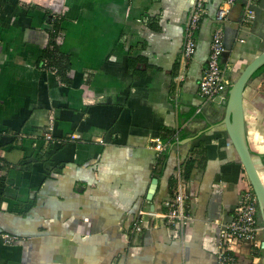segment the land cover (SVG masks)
<instances>
[{
	"label": "crops",
	"instance_id": "1",
	"mask_svg": "<svg viewBox=\"0 0 264 264\" xmlns=\"http://www.w3.org/2000/svg\"><path fill=\"white\" fill-rule=\"evenodd\" d=\"M222 1L206 0L185 61L190 0H0V231L15 237L0 242V264H217L219 226L247 179L224 126L209 125L215 103L197 92ZM243 1L223 21L229 85L264 50V0L248 23ZM52 44L60 73L41 66ZM243 109L261 176L264 70L245 85ZM175 135L155 169L154 141ZM178 168L182 231L161 216ZM257 238L234 247L240 264H264L263 228Z\"/></svg>",
	"mask_w": 264,
	"mask_h": 264
},
{
	"label": "built area",
	"instance_id": "2",
	"mask_svg": "<svg viewBox=\"0 0 264 264\" xmlns=\"http://www.w3.org/2000/svg\"><path fill=\"white\" fill-rule=\"evenodd\" d=\"M235 1L223 0L215 13V23L211 33L209 52L199 77L197 88V92L204 104L214 103L216 98H219V100L226 98L229 84L224 78V70L220 65V57L225 50L223 42V21L229 7ZM258 1H243L241 23H248L255 18L252 6ZM205 2L206 0H190L181 47V58L185 61L193 55L196 45V32L203 15L206 13ZM42 66L51 70L53 73L57 71L55 67L48 65V59L46 57L42 59ZM47 138L50 139L51 136L48 134ZM172 140L175 142V145L178 144V136L175 135ZM169 142H163L161 140L154 141L152 147L155 150L156 156V161L153 166L155 169L160 168V162ZM187 185L188 180L183 176L182 170L178 168L171 194L163 200L165 210L161 216L164 218V224L180 231H182L183 227L190 220L188 213L189 195L186 191ZM142 227L143 223L140 217L134 221L131 231L139 232ZM262 228L263 225L259 217L257 198L247 178L245 185L238 194L232 217L219 226L215 250L217 264H240L237 260L234 247L241 244L259 246L260 243L257 236ZM14 239L15 237L13 235L0 231L1 243H11Z\"/></svg>",
	"mask_w": 264,
	"mask_h": 264
},
{
	"label": "water",
	"instance_id": "3",
	"mask_svg": "<svg viewBox=\"0 0 264 264\" xmlns=\"http://www.w3.org/2000/svg\"><path fill=\"white\" fill-rule=\"evenodd\" d=\"M264 64V50L260 51L251 60H249L240 70L235 79L230 83L226 98L219 100L215 99V104L212 107V114L215 116L214 122L209 125H223L226 133L237 153V156L243 166L245 175L247 176L252 189L257 198L260 221L263 225L264 234V183L261 180L257 166L253 159L245 134L244 126V109H243V90L245 85L252 78L253 73ZM191 137L183 139L190 140ZM157 179H153V184ZM262 253H264V239L261 243Z\"/></svg>",
	"mask_w": 264,
	"mask_h": 264
},
{
	"label": "trees",
	"instance_id": "4",
	"mask_svg": "<svg viewBox=\"0 0 264 264\" xmlns=\"http://www.w3.org/2000/svg\"><path fill=\"white\" fill-rule=\"evenodd\" d=\"M53 28H54V31L52 33H56L57 32V28H58V23L57 21H54L53 23ZM53 47L52 49L49 48V50H47L45 52V56H47V59H48V65H51L53 67H55L57 69L56 73H60V69H61V63L63 62V59L62 57L58 56L56 51H55V46L54 44H52ZM41 66H42V63H41ZM264 70V64L262 66H260L254 73H253V76H256L257 74L261 73L262 71ZM175 145V142L172 140L169 142V144L167 145V148L166 150H170L171 147ZM191 162L192 160L189 159L186 164H185V176H188V173L190 171V168H191ZM261 178H262V181L264 182V173L261 175Z\"/></svg>",
	"mask_w": 264,
	"mask_h": 264
},
{
	"label": "rangeland",
	"instance_id": "5",
	"mask_svg": "<svg viewBox=\"0 0 264 264\" xmlns=\"http://www.w3.org/2000/svg\"><path fill=\"white\" fill-rule=\"evenodd\" d=\"M225 76H226V78H228V76H227V72H226ZM259 172H260V171H259Z\"/></svg>",
	"mask_w": 264,
	"mask_h": 264
},
{
	"label": "bare ground",
	"instance_id": "6",
	"mask_svg": "<svg viewBox=\"0 0 264 264\" xmlns=\"http://www.w3.org/2000/svg\"><path fill=\"white\" fill-rule=\"evenodd\" d=\"M260 175V174H259ZM261 177V176H260ZM261 180H262V178H261ZM263 182V181H262ZM264 183V182H263Z\"/></svg>",
	"mask_w": 264,
	"mask_h": 264
}]
</instances>
